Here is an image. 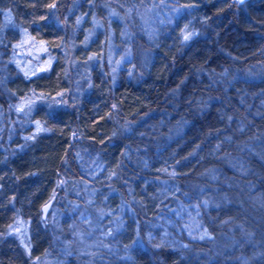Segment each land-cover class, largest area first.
I'll return each instance as SVG.
<instances>
[{
	"label": "trees",
	"instance_id": "trees-1",
	"mask_svg": "<svg viewBox=\"0 0 264 264\" xmlns=\"http://www.w3.org/2000/svg\"><path fill=\"white\" fill-rule=\"evenodd\" d=\"M36 257L264 264V0H0V264Z\"/></svg>",
	"mask_w": 264,
	"mask_h": 264
},
{
	"label": "rangeland",
	"instance_id": "rangeland-1",
	"mask_svg": "<svg viewBox=\"0 0 264 264\" xmlns=\"http://www.w3.org/2000/svg\"><path fill=\"white\" fill-rule=\"evenodd\" d=\"M147 11V14L149 12L150 19H163L165 18V15L168 13L167 9H165V6L154 3L151 8H149ZM8 23V22H7ZM15 46L17 47L16 51L13 52L14 56L16 57V62L21 68H27L34 70H45L46 66L49 64L50 57L48 56V50L46 48V45H43L40 41L35 39L34 37H31L27 35L25 38H22L19 42L15 43ZM107 53V59L108 61L112 62V60L115 61L117 65H121L123 58L118 53V48L113 47L112 43L110 45L109 51ZM130 56V55H129ZM76 71L81 73V69L77 68ZM33 100H26V98L22 101H19L17 104L21 108L19 111L16 109V119L19 121L25 120L22 115L24 113L29 115V112H27L26 108L27 106H31L33 103ZM17 107V105H15ZM26 112V113H25ZM20 123V122H18ZM13 124V123H12ZM14 124L11 126L12 135H14L15 129L13 128ZM11 134V133H10ZM59 212L56 208L52 207L51 212H48V215L46 216L47 220H53L54 222L59 221ZM29 220L19 217L14 223H12L10 227V231L13 232L15 235H18L19 238H21V241L25 243L26 246H28V241L30 239V231H29ZM29 247V246H28ZM33 264H51V260L49 257H36Z\"/></svg>",
	"mask_w": 264,
	"mask_h": 264
},
{
	"label": "water",
	"instance_id": "water-1",
	"mask_svg": "<svg viewBox=\"0 0 264 264\" xmlns=\"http://www.w3.org/2000/svg\"><path fill=\"white\" fill-rule=\"evenodd\" d=\"M240 1L243 2L244 0H240ZM50 206H51V202L50 201L43 205V212H44V216L45 217L48 215V212H49L48 210H49Z\"/></svg>",
	"mask_w": 264,
	"mask_h": 264
}]
</instances>
